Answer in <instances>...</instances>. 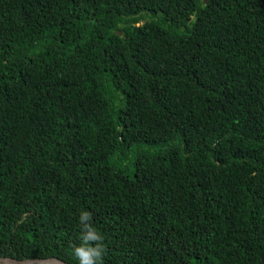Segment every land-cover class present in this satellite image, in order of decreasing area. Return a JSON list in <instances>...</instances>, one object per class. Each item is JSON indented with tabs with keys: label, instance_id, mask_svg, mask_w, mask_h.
<instances>
[{
	"label": "trees",
	"instance_id": "trees-1",
	"mask_svg": "<svg viewBox=\"0 0 264 264\" xmlns=\"http://www.w3.org/2000/svg\"><path fill=\"white\" fill-rule=\"evenodd\" d=\"M0 0V256L264 264V0Z\"/></svg>",
	"mask_w": 264,
	"mask_h": 264
},
{
	"label": "clouds",
	"instance_id": "clouds-1",
	"mask_svg": "<svg viewBox=\"0 0 264 264\" xmlns=\"http://www.w3.org/2000/svg\"><path fill=\"white\" fill-rule=\"evenodd\" d=\"M92 213L82 210L79 213V244H72V255L77 264H104V235L92 222Z\"/></svg>",
	"mask_w": 264,
	"mask_h": 264
},
{
	"label": "water",
	"instance_id": "water-1",
	"mask_svg": "<svg viewBox=\"0 0 264 264\" xmlns=\"http://www.w3.org/2000/svg\"><path fill=\"white\" fill-rule=\"evenodd\" d=\"M205 3L207 0L204 1ZM0 264H68L67 262L57 258V257H47V258H23L17 259L12 257H0Z\"/></svg>",
	"mask_w": 264,
	"mask_h": 264
},
{
	"label": "flooded vegetation",
	"instance_id": "flooded-vegetation-1",
	"mask_svg": "<svg viewBox=\"0 0 264 264\" xmlns=\"http://www.w3.org/2000/svg\"><path fill=\"white\" fill-rule=\"evenodd\" d=\"M0 257H12V258H16L14 256H0ZM18 259V258H17ZM23 259V258H22Z\"/></svg>",
	"mask_w": 264,
	"mask_h": 264
}]
</instances>
